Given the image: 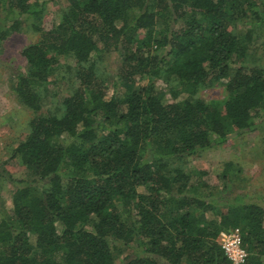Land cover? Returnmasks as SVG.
<instances>
[{
    "label": "trees",
    "instance_id": "trees-1",
    "mask_svg": "<svg viewBox=\"0 0 264 264\" xmlns=\"http://www.w3.org/2000/svg\"><path fill=\"white\" fill-rule=\"evenodd\" d=\"M64 3L45 29L46 2L0 0V42L24 27L40 36L11 75L35 116L14 151L26 179L0 170L16 187L0 211V264H117L121 252L122 264H231L219 236L234 229L246 264H264V206L236 196L223 211L208 173L185 166L264 122V67L237 32L249 13L264 17V1ZM108 52L121 57L123 89L101 72ZM62 70L72 90L42 114ZM215 83L225 98L201 99Z\"/></svg>",
    "mask_w": 264,
    "mask_h": 264
},
{
    "label": "rangeland",
    "instance_id": "rangeland-1",
    "mask_svg": "<svg viewBox=\"0 0 264 264\" xmlns=\"http://www.w3.org/2000/svg\"><path fill=\"white\" fill-rule=\"evenodd\" d=\"M264 1V0H263ZM47 3V11L43 27L50 29L61 20V8L65 6L64 0H40ZM262 14L264 9L260 8ZM237 32L246 35L251 34L252 40L249 46L250 61L264 67V17H258L249 13L242 23L238 25ZM40 36L29 27H24L18 32L8 33L0 42V170L16 180L26 179L25 167L14 156L18 144L28 133L29 123L35 114L22 106L13 91L11 80L12 70L25 68L26 62L21 52L27 46L39 41ZM122 68V60L118 53H105L101 62V72L107 86L110 88L120 86L123 82L119 79ZM65 79L60 78L50 87V95L44 104L42 114L55 111L64 97L72 90L73 80L69 79L66 70L61 71ZM68 78V79H67ZM160 89L166 90L164 84L159 83ZM116 89V88H115ZM112 90V89H111ZM226 96L225 86L215 83L199 93V97L206 102L223 100ZM170 99V95L167 94ZM187 169L206 171L205 180L216 187L217 195L225 198L227 208L232 204L236 196H244L249 202L264 206V122L254 131L242 135L232 136L228 144L223 147L203 151L196 156L185 160ZM230 169V192L220 191L224 184L220 175ZM16 191L14 184L3 179L0 182V211L9 210L12 207V197ZM220 193V194H219ZM122 207V204H120ZM117 256V264H122L127 252H121Z\"/></svg>",
    "mask_w": 264,
    "mask_h": 264
},
{
    "label": "built area",
    "instance_id": "built-area-1",
    "mask_svg": "<svg viewBox=\"0 0 264 264\" xmlns=\"http://www.w3.org/2000/svg\"><path fill=\"white\" fill-rule=\"evenodd\" d=\"M219 244L231 264H246L249 254L243 246L240 229L222 232L219 236Z\"/></svg>",
    "mask_w": 264,
    "mask_h": 264
}]
</instances>
